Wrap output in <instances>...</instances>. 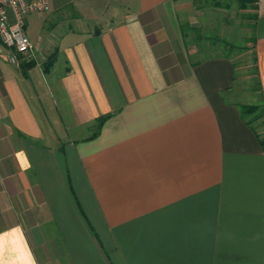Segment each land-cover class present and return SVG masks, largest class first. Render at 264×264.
<instances>
[{"label":"crops","instance_id":"0c3cea01","mask_svg":"<svg viewBox=\"0 0 264 264\" xmlns=\"http://www.w3.org/2000/svg\"><path fill=\"white\" fill-rule=\"evenodd\" d=\"M48 1L0 40V264H264V0L252 94L182 0Z\"/></svg>","mask_w":264,"mask_h":264},{"label":"rangeland","instance_id":"374dc122","mask_svg":"<svg viewBox=\"0 0 264 264\" xmlns=\"http://www.w3.org/2000/svg\"><path fill=\"white\" fill-rule=\"evenodd\" d=\"M182 1H184L185 5L180 6L179 10L180 19L185 23V33L190 31L192 23L198 28V30L190 31L192 34L191 39L186 37L185 40L191 43L189 40L193 41L192 38H194L196 41L198 37H200L201 40H198L196 45L204 41L202 38L220 42L226 48V53L236 60L238 74L237 82H239L237 84H239L241 86L240 88L247 94H252V90L256 92L259 86L257 83V74L253 71L254 62L251 57L252 55L250 52H247L249 46L248 42L253 41L254 36V26L250 24L251 19L245 18L249 14L247 13L248 11L240 9V4L237 0ZM31 14L33 13L27 16V32L30 34L34 32V28L37 27L34 21L35 16H30ZM252 77H255V79L253 80ZM258 97L262 98L263 96L258 95ZM250 103L262 104L263 101L262 99L259 101L253 100ZM241 110L243 114L247 116L248 120L252 121L253 116L247 112V109L241 106ZM253 125H255L257 130L262 129L259 125H264L263 114H261L260 119L257 121L255 119L253 120ZM262 138L264 139V137Z\"/></svg>","mask_w":264,"mask_h":264},{"label":"built area","instance_id":"2783aa9c","mask_svg":"<svg viewBox=\"0 0 264 264\" xmlns=\"http://www.w3.org/2000/svg\"><path fill=\"white\" fill-rule=\"evenodd\" d=\"M49 9L48 0H0V40L9 51L10 63L19 65L34 55L35 44L26 32L27 16Z\"/></svg>","mask_w":264,"mask_h":264},{"label":"trees","instance_id":"16d2710c","mask_svg":"<svg viewBox=\"0 0 264 264\" xmlns=\"http://www.w3.org/2000/svg\"><path fill=\"white\" fill-rule=\"evenodd\" d=\"M175 1H179V0H175ZM239 2V6H240V9H242L243 11H248L247 13H249L245 18H250V19H256V14L255 12L253 13V11L251 10H255L256 11V4H257V1L258 0H237ZM251 13V14H250ZM253 13V15H252ZM256 22V21H255ZM252 59H253V62H254V67H253V71L254 73L257 74V56L256 54L254 53V55L251 56ZM236 65V64H235ZM237 66V65H236ZM257 77H258V74H257ZM258 83V82H257ZM260 87V85H259ZM243 108H246L247 109V112L249 114H251L253 116V119L252 121H249V122H253V120L255 119L256 121L258 119H260L261 117V114H263L264 116V101L262 104L260 103H257V104H250V105H243ZM263 110V111H262ZM262 111V112H261ZM243 113V111H242ZM244 118H247V116H245L243 114ZM248 119V118H247ZM262 144L264 146V140H262Z\"/></svg>","mask_w":264,"mask_h":264}]
</instances>
